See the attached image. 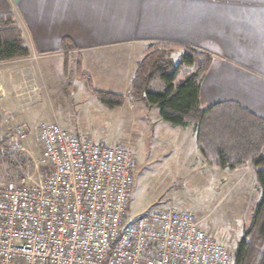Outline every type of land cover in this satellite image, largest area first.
<instances>
[{
	"label": "crops",
	"instance_id": "1",
	"mask_svg": "<svg viewBox=\"0 0 264 264\" xmlns=\"http://www.w3.org/2000/svg\"><path fill=\"white\" fill-rule=\"evenodd\" d=\"M3 13L13 16L31 53L0 63L4 135L26 128L17 118H25L29 96L37 103L41 98L45 75L50 74L42 66L45 60H57L59 72L65 59L77 60L76 71L87 76L90 92L119 95L122 108L131 95L136 63L155 44L199 49L212 56L200 83L201 109L230 101L264 119V0H0ZM64 39L69 40L66 51ZM128 106L137 120L138 111ZM194 147L204 161L200 168L209 174L220 171L219 184L227 183L226 172L234 170L212 167L198 152L196 139Z\"/></svg>",
	"mask_w": 264,
	"mask_h": 264
},
{
	"label": "built area",
	"instance_id": "2",
	"mask_svg": "<svg viewBox=\"0 0 264 264\" xmlns=\"http://www.w3.org/2000/svg\"><path fill=\"white\" fill-rule=\"evenodd\" d=\"M26 139L22 126L0 138V157L16 173L0 187V264H230L192 212L129 219L136 170L129 149L94 145L49 122L40 126L42 158L29 169ZM42 165L48 172L35 180L31 172Z\"/></svg>",
	"mask_w": 264,
	"mask_h": 264
},
{
	"label": "rangeland",
	"instance_id": "3",
	"mask_svg": "<svg viewBox=\"0 0 264 264\" xmlns=\"http://www.w3.org/2000/svg\"><path fill=\"white\" fill-rule=\"evenodd\" d=\"M178 52L175 49L172 53ZM74 60L65 59L62 72L57 71V60L42 62L50 74L45 75L39 104L29 96L23 109L25 118H17L26 122L27 139L23 145L31 157L27 168L42 158L41 123L56 122L94 145L125 147L132 151L136 162L129 219L153 210L192 212L200 221L201 230L224 246L232 257L261 197L252 165L235 168L233 174L226 172L227 183L220 185V171L214 170L210 175L206 168H200L204 161L194 147L193 124L171 125L161 119L158 108L147 107L133 95L127 97L128 104L122 108H106L90 92L89 81L79 77L78 61ZM249 73L255 78L254 73ZM39 82L44 86V81ZM164 89L160 79L151 88L153 92ZM128 105L138 111L137 120ZM22 163L25 165V160ZM11 165L0 157V187L14 182L16 173ZM47 172L48 167L42 165L31 173L37 180Z\"/></svg>",
	"mask_w": 264,
	"mask_h": 264
},
{
	"label": "trees",
	"instance_id": "4",
	"mask_svg": "<svg viewBox=\"0 0 264 264\" xmlns=\"http://www.w3.org/2000/svg\"><path fill=\"white\" fill-rule=\"evenodd\" d=\"M68 43L62 41L63 51ZM172 49L179 52L172 53ZM30 55L13 16L0 14V63ZM211 62L212 56L199 49L150 45L136 63L129 91L147 107L158 108L163 121L179 127L193 124L198 152L212 167L233 170L252 165L261 197L230 264H264V119L230 101L200 108V83ZM77 72L88 81L79 68ZM157 79L165 85L161 92L151 90ZM93 94L109 109L120 108L124 101L119 95Z\"/></svg>",
	"mask_w": 264,
	"mask_h": 264
}]
</instances>
